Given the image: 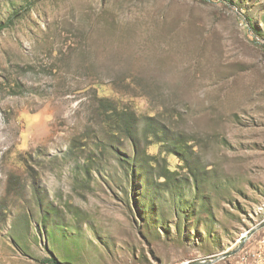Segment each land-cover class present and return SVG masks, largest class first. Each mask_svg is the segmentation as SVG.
I'll return each instance as SVG.
<instances>
[{
	"label": "rangeland",
	"instance_id": "rangeland-1",
	"mask_svg": "<svg viewBox=\"0 0 264 264\" xmlns=\"http://www.w3.org/2000/svg\"><path fill=\"white\" fill-rule=\"evenodd\" d=\"M0 25V264H264V227L227 255L264 223V0H0Z\"/></svg>",
	"mask_w": 264,
	"mask_h": 264
},
{
	"label": "water",
	"instance_id": "water-1",
	"mask_svg": "<svg viewBox=\"0 0 264 264\" xmlns=\"http://www.w3.org/2000/svg\"><path fill=\"white\" fill-rule=\"evenodd\" d=\"M264 227V223L263 224H261L260 226H258V227H256V228H254V229H251L248 233H247V235H246V237L242 240V242L240 243V245L238 246V248L236 249V250H234L233 252H231V253H229V254H227V255H229V256H232V255H234V254H236L238 251H240L241 249H242V247L244 246V244L246 243V241L256 232V231H258L259 229H261V228H263ZM227 255H224V256H227ZM191 264H205V262H193V263H191Z\"/></svg>",
	"mask_w": 264,
	"mask_h": 264
},
{
	"label": "trees",
	"instance_id": "trees-1",
	"mask_svg": "<svg viewBox=\"0 0 264 264\" xmlns=\"http://www.w3.org/2000/svg\"><path fill=\"white\" fill-rule=\"evenodd\" d=\"M13 17L15 18V15ZM12 18L10 20H12ZM6 27H7V25H0V32H2ZM106 112H108V110H106ZM110 113H111V115L108 116L107 118L114 120V118L117 116V115H115V114H117V111L115 109H112V111ZM44 264H59V263L55 259H48V260L44 261Z\"/></svg>",
	"mask_w": 264,
	"mask_h": 264
},
{
	"label": "built area",
	"instance_id": "built-area-1",
	"mask_svg": "<svg viewBox=\"0 0 264 264\" xmlns=\"http://www.w3.org/2000/svg\"><path fill=\"white\" fill-rule=\"evenodd\" d=\"M252 257H254V259H256V264H259V261L257 260V258L259 259L260 257L259 256H256V255H253ZM258 261V262H257Z\"/></svg>",
	"mask_w": 264,
	"mask_h": 264
}]
</instances>
